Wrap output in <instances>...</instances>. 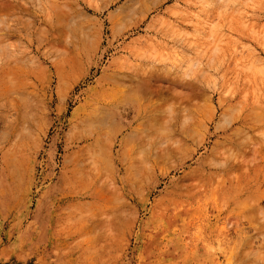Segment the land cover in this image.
Returning a JSON list of instances; mask_svg holds the SVG:
<instances>
[{"label":"rangeland","instance_id":"374dc122","mask_svg":"<svg viewBox=\"0 0 264 264\" xmlns=\"http://www.w3.org/2000/svg\"><path fill=\"white\" fill-rule=\"evenodd\" d=\"M0 264H264V0H0Z\"/></svg>","mask_w":264,"mask_h":264}]
</instances>
